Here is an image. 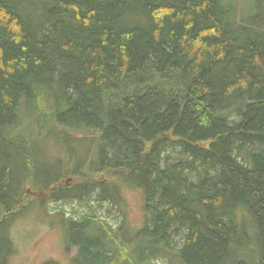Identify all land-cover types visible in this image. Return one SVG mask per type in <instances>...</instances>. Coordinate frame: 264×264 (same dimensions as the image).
<instances>
[{
  "label": "trees",
  "instance_id": "obj_1",
  "mask_svg": "<svg viewBox=\"0 0 264 264\" xmlns=\"http://www.w3.org/2000/svg\"><path fill=\"white\" fill-rule=\"evenodd\" d=\"M28 188L73 264H264V0H0V264Z\"/></svg>",
  "mask_w": 264,
  "mask_h": 264
},
{
  "label": "rangeland",
  "instance_id": "obj_2",
  "mask_svg": "<svg viewBox=\"0 0 264 264\" xmlns=\"http://www.w3.org/2000/svg\"><path fill=\"white\" fill-rule=\"evenodd\" d=\"M32 6V8H38L35 5ZM256 12L257 11H253V14L255 15ZM46 22V20L41 21L43 27H45ZM26 111V106L23 104L21 106V112L25 113ZM164 152L165 155H167L168 149ZM41 175L44 178H50L54 174L53 172L43 169ZM87 180L91 182V179ZM81 181L82 180L77 179L71 181L69 185H73L76 182L78 185ZM110 189L112 190V187ZM30 196H32V193L31 190L28 189L26 197ZM41 196L44 197L45 194ZM123 197L124 201L121 203V207L116 203H109L106 205L108 208L103 210L101 215L108 219L115 227L126 224L128 233H133L140 229L144 222L145 212L143 208V195L139 190L128 189L125 191ZM65 202L67 203L58 204V202L52 201L47 197L44 199L43 208L38 203L28 210L25 216L15 218L11 229V236L15 244L16 257H11L10 264H73L72 259L76 255L77 249L75 247L68 248L66 246L63 242L59 223L54 221L52 216L46 215L44 212L46 209H57L61 211L66 210L67 215L72 214L74 204L77 208V202L71 204V199L65 200ZM81 215L82 213H80V215L75 214L74 218L78 219V216H83ZM243 224L247 226L248 222L243 221ZM251 233L255 235L254 230H252ZM125 234L127 237L131 236L127 234V230ZM180 242L182 241L180 240ZM161 258L163 259V257ZM159 261L160 264H165L164 261Z\"/></svg>",
  "mask_w": 264,
  "mask_h": 264
},
{
  "label": "water",
  "instance_id": "obj_3",
  "mask_svg": "<svg viewBox=\"0 0 264 264\" xmlns=\"http://www.w3.org/2000/svg\"><path fill=\"white\" fill-rule=\"evenodd\" d=\"M70 179H67V184L69 183ZM35 195L41 196V193H34Z\"/></svg>",
  "mask_w": 264,
  "mask_h": 264
},
{
  "label": "bare ground",
  "instance_id": "obj_4",
  "mask_svg": "<svg viewBox=\"0 0 264 264\" xmlns=\"http://www.w3.org/2000/svg\"><path fill=\"white\" fill-rule=\"evenodd\" d=\"M68 53V52H67ZM70 87V86H69ZM170 140V139H169ZM159 164V163H158ZM59 212V211H58ZM79 214V213H78ZM82 216V215H81ZM79 217V216H78Z\"/></svg>",
  "mask_w": 264,
  "mask_h": 264
}]
</instances>
